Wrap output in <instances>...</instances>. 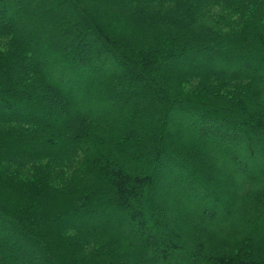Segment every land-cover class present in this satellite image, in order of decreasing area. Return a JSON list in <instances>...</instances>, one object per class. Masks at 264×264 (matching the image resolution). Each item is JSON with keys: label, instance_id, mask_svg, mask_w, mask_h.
I'll return each mask as SVG.
<instances>
[{"label": "trees", "instance_id": "16d2710c", "mask_svg": "<svg viewBox=\"0 0 264 264\" xmlns=\"http://www.w3.org/2000/svg\"><path fill=\"white\" fill-rule=\"evenodd\" d=\"M262 195L264 0H0V264H264Z\"/></svg>", "mask_w": 264, "mask_h": 264}, {"label": "rangeland", "instance_id": "374dc122", "mask_svg": "<svg viewBox=\"0 0 264 264\" xmlns=\"http://www.w3.org/2000/svg\"><path fill=\"white\" fill-rule=\"evenodd\" d=\"M219 66V65H218ZM176 129H178L177 126H175L174 128L170 129V133H173ZM169 133V132H168ZM187 140H177L175 138V144L176 146H183L185 148H190L192 147L191 145H188L186 143ZM204 146L203 145H197L196 149H193V153H195L196 156H201L204 152ZM260 155V154H258ZM262 157V156H260ZM199 163L201 165H203V160H199ZM203 171H205L204 167L201 168ZM230 183V182H229ZM226 184H228V182H226ZM225 184L221 185L220 184L217 185V187L215 188L214 191V195L216 194L217 196H219L221 198V200L223 201H227L230 196L232 195L231 192V187L230 189H228L226 187ZM183 197V196H182ZM187 197L186 195H184L183 199ZM162 200H164V202L166 204L169 203V205L171 206V212L175 215H177L178 219L180 220L181 223L184 224V226H186L187 228H189L191 230V225L188 223V221L186 219H184L183 217H181V215L185 212V210L183 208H180L178 206V200H175L172 198V200H168L167 198L163 197ZM188 202L186 201V204ZM253 206L254 207V211H253V216L255 219H253V224L252 226H250V229L242 234L240 237H237L235 240L228 242L227 244H225V247L229 248L230 251L236 252L239 248H245V249H250L251 251H255L256 253L259 254H263L264 255V195L261 196V198H259L258 203L256 201H252ZM67 205V201L65 200V205L64 207ZM234 209V208H233ZM97 210H95L93 213L88 214L89 218H92L94 216H97ZM61 224V223H60ZM103 230V229H102ZM225 231L231 232L230 228L226 229ZM59 234L63 237L69 238L72 237V233H69L67 231H59ZM205 234V233H204ZM6 235H8V233H6ZM211 242V240H210ZM209 242V243H210ZM208 243V241H207ZM203 244V252L205 253L207 250H209L211 248V245L208 244ZM69 255H71L73 257V252L72 251H68L67 252ZM37 259L39 258V254H37V256H35ZM38 260L35 259L34 263L32 264H38ZM40 264V263H39Z\"/></svg>", "mask_w": 264, "mask_h": 264}]
</instances>
